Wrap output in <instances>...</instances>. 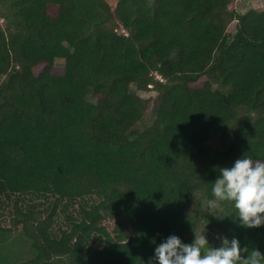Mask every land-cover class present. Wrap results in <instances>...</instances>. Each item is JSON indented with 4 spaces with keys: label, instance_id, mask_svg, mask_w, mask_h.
<instances>
[{
    "label": "trees",
    "instance_id": "1",
    "mask_svg": "<svg viewBox=\"0 0 264 264\" xmlns=\"http://www.w3.org/2000/svg\"><path fill=\"white\" fill-rule=\"evenodd\" d=\"M262 2L0 0V234L28 241L20 264H148L153 239L204 229L264 249V223L202 203L219 167L264 160Z\"/></svg>",
    "mask_w": 264,
    "mask_h": 264
},
{
    "label": "clouds",
    "instance_id": "2",
    "mask_svg": "<svg viewBox=\"0 0 264 264\" xmlns=\"http://www.w3.org/2000/svg\"><path fill=\"white\" fill-rule=\"evenodd\" d=\"M212 184L214 198L202 201L211 216L219 217L225 202L234 210L229 216L238 226L251 229L264 223V160L242 155L231 167H219ZM228 217V216H227ZM212 246L204 229L186 243L172 234L156 243L148 264H264V249L241 245L233 235L217 236Z\"/></svg>",
    "mask_w": 264,
    "mask_h": 264
},
{
    "label": "rangeland",
    "instance_id": "3",
    "mask_svg": "<svg viewBox=\"0 0 264 264\" xmlns=\"http://www.w3.org/2000/svg\"><path fill=\"white\" fill-rule=\"evenodd\" d=\"M109 5H114L116 0H105ZM235 9L238 13H245L251 9L262 10V0H235ZM62 61L57 60L55 66L57 69H61ZM140 97L150 98L155 97L156 93L153 91L139 92ZM149 112L144 117L145 123H149ZM32 257V252L28 241L19 232L11 234H0V264L3 260L10 264H20L24 260ZM2 259V260H1Z\"/></svg>",
    "mask_w": 264,
    "mask_h": 264
}]
</instances>
